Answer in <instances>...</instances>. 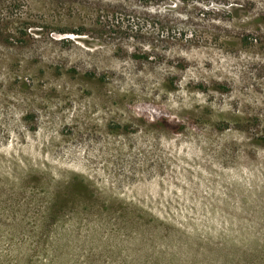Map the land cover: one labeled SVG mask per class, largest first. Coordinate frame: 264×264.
Returning <instances> with one entry per match:
<instances>
[{"label": "rangeland", "instance_id": "rangeland-1", "mask_svg": "<svg viewBox=\"0 0 264 264\" xmlns=\"http://www.w3.org/2000/svg\"><path fill=\"white\" fill-rule=\"evenodd\" d=\"M4 10L0 264H264V0Z\"/></svg>", "mask_w": 264, "mask_h": 264}, {"label": "trees", "instance_id": "trees-1", "mask_svg": "<svg viewBox=\"0 0 264 264\" xmlns=\"http://www.w3.org/2000/svg\"><path fill=\"white\" fill-rule=\"evenodd\" d=\"M1 1V3H2V1L3 0H0ZM20 0H13V2L15 3V2H19ZM8 3H9V1H8ZM5 4V6H6V9H7V11H8V13L10 12V10H9V8H10V5L9 4ZM5 11V10H4ZM5 13H6V11L5 12H3V11H0V30H1V25L3 24V22H4V19H3V16L5 15Z\"/></svg>", "mask_w": 264, "mask_h": 264}]
</instances>
